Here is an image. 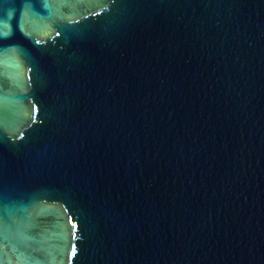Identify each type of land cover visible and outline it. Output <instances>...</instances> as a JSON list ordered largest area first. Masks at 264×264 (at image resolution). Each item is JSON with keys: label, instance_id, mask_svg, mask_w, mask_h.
<instances>
[{"label": "water", "instance_id": "95a60500", "mask_svg": "<svg viewBox=\"0 0 264 264\" xmlns=\"http://www.w3.org/2000/svg\"><path fill=\"white\" fill-rule=\"evenodd\" d=\"M0 264H264V0H0Z\"/></svg>", "mask_w": 264, "mask_h": 264}]
</instances>
